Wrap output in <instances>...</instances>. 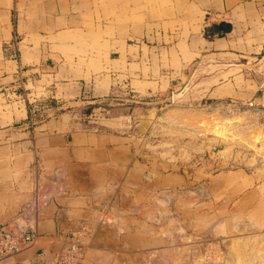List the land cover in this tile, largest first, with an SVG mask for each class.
<instances>
[{"label": "crops", "instance_id": "crops-1", "mask_svg": "<svg viewBox=\"0 0 264 264\" xmlns=\"http://www.w3.org/2000/svg\"><path fill=\"white\" fill-rule=\"evenodd\" d=\"M20 1L9 10L7 59L0 68V151L6 152L0 156V225L26 210L38 237L21 252L0 256V264H50L81 226L89 230L82 237L86 264H154L167 257L174 226L168 212L175 204L182 208L175 195L184 174L171 139L152 133L171 121L169 111L161 120L150 118L153 109L170 106L150 85L158 82L153 66L144 76L136 51L111 41L104 21L95 42L85 31L68 40L62 36L72 26H56L49 10ZM183 3L198 16L203 36L201 45L191 47L189 39L187 48L205 66L232 67L264 53V0ZM220 22L230 23L231 31L206 38ZM68 47L78 53H64ZM37 81L40 90L25 88ZM258 91L264 99V86ZM98 107L109 115L95 129L87 116ZM117 118L126 120L124 128L109 125Z\"/></svg>", "mask_w": 264, "mask_h": 264}, {"label": "rangeland", "instance_id": "rangeland-1", "mask_svg": "<svg viewBox=\"0 0 264 264\" xmlns=\"http://www.w3.org/2000/svg\"><path fill=\"white\" fill-rule=\"evenodd\" d=\"M15 1L0 0V68L7 59L8 16ZM32 1L58 17L56 26L73 27L62 37L81 39L77 32L85 31L95 42L96 27L104 21L111 41L136 51L144 76L153 66L158 82L150 85L170 106L153 109L150 118L161 120L169 111L171 121H161L152 133L171 139L184 174L175 195L182 208L175 204L168 212L174 219L172 251L153 263L264 264V99L258 91L264 86V53L232 67L205 66L203 57L187 48L189 39L196 47L203 36L198 16L192 18L187 4L183 9V0ZM63 52L78 53L70 47ZM134 78L136 88L143 86ZM41 82L25 88L40 90ZM125 124L117 118L109 125Z\"/></svg>", "mask_w": 264, "mask_h": 264}, {"label": "built area", "instance_id": "built-area-1", "mask_svg": "<svg viewBox=\"0 0 264 264\" xmlns=\"http://www.w3.org/2000/svg\"><path fill=\"white\" fill-rule=\"evenodd\" d=\"M109 112L106 108L98 107L87 116L88 122L95 125V129ZM19 213L10 221L0 225V256L13 255L33 245L38 237L37 228L32 224L26 214ZM25 213V214H24ZM89 230L81 226L71 235V241L67 246L55 254L54 261L50 264H86V243L83 236H87Z\"/></svg>", "mask_w": 264, "mask_h": 264}, {"label": "trees", "instance_id": "trees-1", "mask_svg": "<svg viewBox=\"0 0 264 264\" xmlns=\"http://www.w3.org/2000/svg\"><path fill=\"white\" fill-rule=\"evenodd\" d=\"M211 29H212V32L210 29L209 30L207 29V31H205L204 35L206 38L224 36L225 33L231 31V24L228 22H220V23L212 26Z\"/></svg>", "mask_w": 264, "mask_h": 264}]
</instances>
